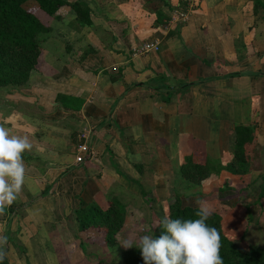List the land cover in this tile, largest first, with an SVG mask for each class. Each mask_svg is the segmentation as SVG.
<instances>
[{
    "label": "crops",
    "instance_id": "crops-1",
    "mask_svg": "<svg viewBox=\"0 0 264 264\" xmlns=\"http://www.w3.org/2000/svg\"><path fill=\"white\" fill-rule=\"evenodd\" d=\"M64 1L86 5L91 25L59 7L27 80L0 88L7 264L67 251L79 201L132 207L141 180L161 186L203 144L219 156L221 119H233L236 101L257 97L264 123V0ZM154 11L167 19L155 23ZM153 40L157 50L134 52ZM59 94L82 99L80 108L61 106ZM80 144L89 154L75 163Z\"/></svg>",
    "mask_w": 264,
    "mask_h": 264
},
{
    "label": "trees",
    "instance_id": "trees-1",
    "mask_svg": "<svg viewBox=\"0 0 264 264\" xmlns=\"http://www.w3.org/2000/svg\"><path fill=\"white\" fill-rule=\"evenodd\" d=\"M62 6L71 9L79 25H91L90 10L80 2L0 0V88L17 87L27 80L39 50L38 35L50 30L49 19ZM35 8L44 17H39ZM154 15L157 24L167 19L160 11H154ZM56 101L70 110H78L82 104V99L63 94L57 95ZM253 126L235 124L232 128V155L237 166L254 152ZM211 167L204 153L192 151L183 157L180 173L186 179L197 181ZM12 206L11 203L9 207ZM73 214L78 237L100 239L105 245L115 244V234L124 220V207L118 199L110 198L104 206L79 201ZM120 257L123 264H264V247L231 240L222 232L218 213L200 206L182 205L175 196L165 216L153 227L150 242L140 248L122 249ZM0 264H7L2 255Z\"/></svg>",
    "mask_w": 264,
    "mask_h": 264
},
{
    "label": "rangeland",
    "instance_id": "rangeland-1",
    "mask_svg": "<svg viewBox=\"0 0 264 264\" xmlns=\"http://www.w3.org/2000/svg\"><path fill=\"white\" fill-rule=\"evenodd\" d=\"M34 10L39 17H44L42 11ZM258 103L257 97L236 101L238 108L233 119H221L219 156L204 144L198 147V151L205 153L212 167L202 173L197 181L182 177L180 165L183 160L174 164L176 166H173L171 178L161 181V186L156 182V186L152 187V181L141 180L139 195H136L140 201L132 207L124 208V220L115 234L114 245H105L100 239L78 237L75 232V240L66 244L67 251L57 255L54 251L45 263L123 264L120 251L146 246L150 242L153 227L165 216L167 206L175 196L180 198L182 205L200 206L218 213L222 232L231 240L264 247V144L258 147L255 142L251 158L243 161L241 166L234 163L232 155V128L235 124L248 127L256 125L252 127L255 141L258 137L264 142V123L260 114L257 116ZM211 119L215 120L216 117L211 115ZM52 245L51 241L45 244L47 248ZM25 262L28 264L27 260Z\"/></svg>",
    "mask_w": 264,
    "mask_h": 264
},
{
    "label": "built area",
    "instance_id": "built-area-1",
    "mask_svg": "<svg viewBox=\"0 0 264 264\" xmlns=\"http://www.w3.org/2000/svg\"><path fill=\"white\" fill-rule=\"evenodd\" d=\"M157 49H158V41L153 40V41L143 42L140 46L136 47L133 50L137 54H143L151 50H157ZM88 152H89L88 148L85 144L78 145L75 150L74 162L75 163L82 162L85 159V155L89 154Z\"/></svg>",
    "mask_w": 264,
    "mask_h": 264
}]
</instances>
